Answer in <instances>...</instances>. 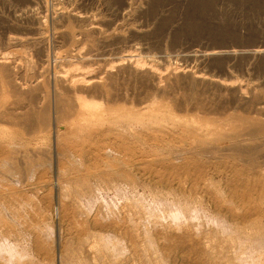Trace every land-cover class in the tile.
Returning <instances> with one entry per match:
<instances>
[{
    "label": "rangeland",
    "instance_id": "1",
    "mask_svg": "<svg viewBox=\"0 0 264 264\" xmlns=\"http://www.w3.org/2000/svg\"><path fill=\"white\" fill-rule=\"evenodd\" d=\"M0 264H264V0H0Z\"/></svg>",
    "mask_w": 264,
    "mask_h": 264
}]
</instances>
